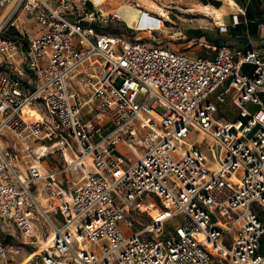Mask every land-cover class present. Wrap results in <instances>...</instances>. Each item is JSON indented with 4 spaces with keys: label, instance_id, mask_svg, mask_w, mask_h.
<instances>
[{
    "label": "built area",
    "instance_id": "2783aa9c",
    "mask_svg": "<svg viewBox=\"0 0 264 264\" xmlns=\"http://www.w3.org/2000/svg\"><path fill=\"white\" fill-rule=\"evenodd\" d=\"M88 3L0 0V234L21 264H264V48L129 41ZM22 15L28 43L4 35Z\"/></svg>",
    "mask_w": 264,
    "mask_h": 264
},
{
    "label": "rangeland",
    "instance_id": "374dc122",
    "mask_svg": "<svg viewBox=\"0 0 264 264\" xmlns=\"http://www.w3.org/2000/svg\"><path fill=\"white\" fill-rule=\"evenodd\" d=\"M207 1L90 0L87 6L83 4L76 6L73 13L75 18L80 19L88 10L97 11L99 15H102L99 18L101 22H99L98 30L107 35L124 36L129 41L139 40L148 45L168 47L192 56L213 58L218 50L216 45L208 42L205 37L191 40L188 33L196 30L214 36L220 43L224 42L225 46L234 47L236 41L230 38L229 31L233 29V26L240 23V20L239 18L236 20L230 18L229 0L218 2L226 10L220 20L205 12L203 6ZM220 26L226 27L227 31L224 27L219 28ZM250 70L251 68L248 67L247 71ZM219 107L218 117L221 121H233L236 117L246 118L230 102ZM48 162H52V159ZM48 162L46 161L47 165L51 166V163ZM62 183L61 187L67 188L66 178L62 179ZM162 212L165 211L160 208L159 213ZM148 213L146 211L141 212V209L135 206L134 210L129 213L127 221L135 219L142 226H147L151 218ZM125 223L122 227L128 233L129 229ZM140 228L139 224H135L133 231Z\"/></svg>",
    "mask_w": 264,
    "mask_h": 264
},
{
    "label": "crops",
    "instance_id": "0c3cea01",
    "mask_svg": "<svg viewBox=\"0 0 264 264\" xmlns=\"http://www.w3.org/2000/svg\"><path fill=\"white\" fill-rule=\"evenodd\" d=\"M220 1L221 0H208L203 6V9L213 8L220 12L221 16L219 18L214 14L212 15L216 17L217 20H220L223 14L226 13V10L223 9L221 5H219L218 2ZM229 3V13L231 15L230 18L234 20V17L236 16L240 20V23L233 26V29L241 27L243 33L248 38V41L245 42L243 48H239V42L237 40H234L236 41V46L231 48H237L243 51L259 50L264 48V0H229ZM7 11L8 10L6 9H0V13L3 14H5ZM205 12L211 15L208 11L205 10ZM1 20L2 19H0V21ZM221 27L224 26H220L219 28ZM219 30L221 32V29ZM24 31H27L29 37L31 38L40 35V28L32 20L23 15L20 16V19L17 22V28H10L5 32L4 35L7 38L20 39L28 43L29 37L20 33ZM0 69L6 70L4 67H0ZM116 152L121 155L118 151ZM6 233H10L11 236L5 237L3 234H0V238H5L8 244H14L18 250L17 253L9 255V258L14 260V264L26 262L29 256L33 254L34 247L26 246L23 239L21 238L20 233L16 229H11L10 231L7 230ZM0 264H3V262L0 261Z\"/></svg>",
    "mask_w": 264,
    "mask_h": 264
},
{
    "label": "trees",
    "instance_id": "16d2710c",
    "mask_svg": "<svg viewBox=\"0 0 264 264\" xmlns=\"http://www.w3.org/2000/svg\"><path fill=\"white\" fill-rule=\"evenodd\" d=\"M229 33H230L229 34L230 38H233V40H237L239 42V48H243L245 42L248 41V38L243 33L241 27H237L236 29H231L229 31ZM188 36H189V39H191V40L201 38V37H205L208 42L213 43L214 45H216L217 48H221V47L225 46L224 42L220 43L219 41L216 40V38L214 36H211L209 34H203V33H200L199 31H190L188 33Z\"/></svg>",
    "mask_w": 264,
    "mask_h": 264
},
{
    "label": "bare ground",
    "instance_id": "6f19581e",
    "mask_svg": "<svg viewBox=\"0 0 264 264\" xmlns=\"http://www.w3.org/2000/svg\"><path fill=\"white\" fill-rule=\"evenodd\" d=\"M154 5V4H153ZM206 11H208L211 15H216L218 18L221 16L220 12H218L217 10L213 9V8H204ZM44 245L46 246L47 243L45 242ZM39 251H37L38 253ZM36 255L35 254H32L29 256L28 260L27 261H31ZM26 261V262H27Z\"/></svg>",
    "mask_w": 264,
    "mask_h": 264
}]
</instances>
